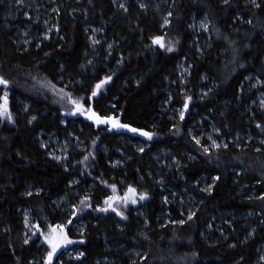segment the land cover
Here are the masks:
<instances>
[{"label":"trees","instance_id":"obj_1","mask_svg":"<svg viewBox=\"0 0 264 264\" xmlns=\"http://www.w3.org/2000/svg\"><path fill=\"white\" fill-rule=\"evenodd\" d=\"M9 1L0 0V77L8 81L0 85V91L10 94L12 116L11 123L0 117V264L43 263L39 239L25 243L22 210L28 209L43 231L62 219L56 200L67 193L73 174L47 155L39 143L41 133L62 135L69 130L88 145L97 141L111 150L125 149L117 132L104 134L85 117L74 119L76 108L62 104L46 84L65 87L61 75L82 83L65 88L74 97L86 98V106L94 107L100 116L103 107L113 103L122 124L148 131L156 126L153 147L170 149L183 166V179L163 176L170 185L189 189L201 204L187 220L174 211L173 221H157L158 212L165 210L158 193L137 183L139 177L148 179L146 158L151 149L141 154L128 152L133 162L127 170L114 172L120 179L127 177L131 188L151 196L146 219L132 210H126V218L105 215L100 219L96 203L103 188L99 185L91 209L73 218L85 224L84 232L77 234L72 226L67 227L70 238L84 240L80 248L85 258L58 257L55 264H96L98 259L115 257L119 264H264V256L259 255L264 239V196L258 197L264 193V151L229 146L207 152L193 140L187 117L170 123L162 111L168 93L178 107H184L190 97L192 110L209 117L226 141L237 134H257L252 123L264 125V115L247 113L256 98L246 81L254 76L264 84V0H165L171 15L163 31L158 15L136 4L142 0H127L129 4L121 9L114 6V0H84L80 5L57 0L61 40L41 41L28 50L15 43L14 30L9 27L13 25L7 13ZM194 19L208 23L207 33L199 34L206 41L203 48L196 47L190 30ZM92 26L119 44V53L110 58L115 72L106 95L95 93L105 70L96 64L85 67L95 57L85 35V27ZM155 37H163L164 45L154 42ZM182 60L190 65V81L196 88L188 95L179 94L171 79ZM98 158L97 174L109 182L111 157L100 154ZM238 171H242L240 176ZM202 176L215 178L209 193L193 185ZM238 178L253 183L256 195L241 194L235 182ZM248 211L259 214L263 222L253 236L239 223L228 241L204 236L208 217L226 219L228 213L237 217ZM126 249L142 254L130 259L122 252Z\"/></svg>","mask_w":264,"mask_h":264},{"label":"rangeland","instance_id":"obj_2","mask_svg":"<svg viewBox=\"0 0 264 264\" xmlns=\"http://www.w3.org/2000/svg\"><path fill=\"white\" fill-rule=\"evenodd\" d=\"M70 1V0H68ZM77 5L83 4L84 0H72ZM127 0H114V6L117 9L126 8L128 5ZM139 6H144L150 13H156L159 19L160 30H164L169 23H165L167 19L169 21L168 7L165 0H142L138 3ZM59 7L57 0H10L7 2L8 18L13 25L9 24V27L14 30L15 43L19 48L25 50L31 49V46L39 45L41 41L61 40L60 30L58 23ZM23 21V24H20ZM208 23L205 19H194L192 21L190 30L194 34L196 47L203 48L206 45V41L199 37L200 33H207ZM85 35L88 38V43L91 46L94 54L93 59H89L85 67L91 68L94 64L101 66L105 73L101 74V84L99 89H96L98 95H106V92L113 83V73L115 69L111 67L110 58L114 53L118 52L119 44L110 39L107 33L99 27H85ZM162 44L164 45V38L162 37ZM161 45V44H160ZM119 53V52H118ZM108 55V57H106ZM96 59V61H94ZM191 67L186 60H182L178 63L177 69L172 76V82L179 94L188 95L196 88L193 86L191 79ZM93 72L92 74H94ZM106 77H111L110 80H105ZM60 82L65 87L81 86V82L74 81L70 76L61 75ZM247 84L250 85V91L254 92L256 100L251 104L247 113L252 114L262 113L264 115V84L254 76H250L247 79ZM2 83H0L1 85ZM51 89V92L61 101L62 104H67L73 108L76 105L72 103L73 100L78 101L83 105V111H75V118L86 117L85 112L87 110L94 111V107L87 105L86 98L74 97L65 87L55 86L46 83ZM167 93V92H166ZM203 94V93H200ZM199 94V95H200ZM5 96L7 98V113L0 114V117L7 122H12V116L10 112V94L6 91L2 93L0 91V106L4 105ZM167 101L162 103V111L165 114L167 121L170 123H179L181 118V112H183V119L188 118L189 129L193 140L201 145L207 152L217 151L221 148H227L229 146H235L239 149H255L264 151V125L259 123H252V126L257 130L256 135L251 133L237 134V136L231 140L226 141L222 137L221 131L212 123L211 119L207 116H198L196 111L192 110V100L188 97L187 108L178 107L171 93L167 95ZM92 99V98H90ZM18 105L28 106L24 101H18ZM26 107H23L26 109ZM104 113L102 116H111L120 119V114L115 111V105L108 103L103 107ZM10 114V115H9ZM99 115V113H97ZM208 120L205 123L203 120ZM92 120V119H90ZM95 127L100 129L104 134H111L117 132L118 140L122 142L125 149L114 147L112 150L101 142H95L92 145H88L81 138L74 135L71 131H66L62 135H55L49 133H41L39 143L41 147L47 152V155L62 165L67 171L73 174V182L69 185L67 193L56 200L57 209L59 210L62 219L60 222L55 223L43 231L38 222L28 209L22 210V218L25 226L26 244H29L32 240L39 239V243L43 246V256L40 259L42 264H49L48 253L51 251V245L45 239L55 229L56 231H62L66 234L68 242L62 243L56 250L52 257L50 264H55L58 257L65 258L67 260H82L85 258V254L81 251L80 246L85 242L84 240H75L69 237L67 233V227L72 226L75 233L84 232L85 224L77 221L73 222V218H78L80 213L85 214L91 209L92 198L97 194L96 190L98 186H102L103 191L99 193L100 199L97 200V211L103 219L105 215H111L113 218H126V210H132L136 216L140 219H146V209L148 207V201L151 196L148 192H129V188L126 178L118 177L116 174L122 170H127L128 165L133 162V157L128 152L132 153H148L146 159L149 160L148 179L138 178L137 183L142 187H147L156 190L158 198L162 202L161 205L165 207L164 212H158L157 221L170 222L177 217L174 211L178 212L182 220H187L192 213H196L199 209V199L189 189H178L176 186L170 185L169 180L163 176V173L170 176L171 179L175 177L179 181L182 177V163L175 157V155L164 146L153 147L154 133L157 129L156 126H151V129L144 130L152 133L151 138L142 135L140 132H132L130 129L113 127L111 124H97L94 122ZM63 125L66 126V121H63ZM143 149V151H141ZM111 155V152H114ZM145 151V152H144ZM103 154L106 158L111 157L107 163L109 169L112 170L108 181H102L97 174L99 167V155ZM111 160V162H110ZM116 171L117 173H115ZM242 174V171H238V176ZM125 175V174H124ZM128 175V174H127ZM126 176V175H125ZM240 178L235 182L239 184L238 189L241 194L246 197H253L258 191L255 189L253 183L248 181H240ZM215 178L209 176L200 177L193 185L203 193H209L212 190L213 182ZM179 184V183H177ZM115 186V187H113ZM142 190H144L142 188ZM147 193L143 199L141 196ZM264 193L258 195L259 198L263 197ZM112 197L110 201L112 207H109L108 198ZM135 200V202H133ZM170 206L174 208L170 209ZM84 209L82 212L80 210ZM104 209H107L106 211ZM119 213H123L120 215ZM77 216L75 217V215ZM226 219H220L219 217H208L209 221L207 227L204 228V236L206 238H214L218 241H228L231 236L230 231L237 230L236 225L239 223L241 229L247 230L248 236H253L255 232L260 228V218L256 212L248 211L246 214L235 215L227 214ZM210 216V215H209ZM211 218V219H210ZM259 218V219H258ZM205 221V220H204ZM181 222V221H180ZM63 226L62 230L59 226ZM214 234L217 236L214 237ZM221 238V239H220ZM246 238V237H244ZM223 239V240H222ZM262 245V246H261ZM260 245L259 255L264 256V239ZM120 255L123 252L124 256L133 259L141 255V251H129V249L122 250V252L116 251ZM81 253L83 255H81ZM118 255V256H119ZM129 259V260H130ZM38 262V263H40ZM60 263V262H59ZM96 264H119L118 258H102L98 259Z\"/></svg>","mask_w":264,"mask_h":264},{"label":"snow or ice","instance_id":"obj_3","mask_svg":"<svg viewBox=\"0 0 264 264\" xmlns=\"http://www.w3.org/2000/svg\"><path fill=\"white\" fill-rule=\"evenodd\" d=\"M225 2H227V0H225ZM169 15H171V13H169ZM165 23H169V21L166 19L165 20ZM154 42L156 43H159L161 44V46H163L162 44V38L161 37H155L154 38ZM111 77H106L105 80H110ZM0 83H3V84H7L8 81L7 80H4L3 77H0ZM104 81H101L100 84H97L96 85V88L99 89L101 84H103ZM95 95V93H93ZM189 99H191L189 97ZM73 104L76 105V110L77 111H83V105H81L78 101H75L73 100L72 101ZM185 108H187V104H185ZM7 113V98L5 96V102H4V105L0 106V114H5ZM86 115L89 116V119H92V120H95L97 124H101V123H104V124H111L113 127H117V128H128L130 129L132 132H140L142 135L144 136H147L149 138H151L152 136V133L150 132H146L144 131L143 129H139V128H133L131 125L129 124H121L119 122V119L118 118H115V117H111V116H100L98 115L97 113H95L94 111H91L90 109L87 110L85 112ZM10 115V114H9ZM181 118L183 119V112H181ZM141 151H143V149H141ZM218 179V178H217ZM115 187V186H113ZM129 192H135V189L133 188H129ZM145 196H147V193L143 194L141 196V199H143ZM113 198L112 197H109L108 198V201H109V204L108 206L109 207H112L110 201L112 200ZM133 202H135V200H133ZM105 211L107 209H104ZM120 215H123V213H119ZM194 215V213L190 214L189 218H191V216ZM181 223H183V221H181ZM59 228L62 230L63 226H59ZM45 239L48 241V243L51 245V251L48 253V260H49V264L52 260V257L53 255L55 254L57 248L62 244V243H67L68 242V239H67V236L66 234H64L62 231H56L55 229L53 230L52 233H50L48 236L45 237ZM27 242V241H25ZM81 255H83L81 253Z\"/></svg>","mask_w":264,"mask_h":264},{"label":"water","instance_id":"obj_4","mask_svg":"<svg viewBox=\"0 0 264 264\" xmlns=\"http://www.w3.org/2000/svg\"><path fill=\"white\" fill-rule=\"evenodd\" d=\"M85 119H86V120H89V116L87 115ZM91 121H95V120H91Z\"/></svg>","mask_w":264,"mask_h":264},{"label":"bare ground","instance_id":"obj_5","mask_svg":"<svg viewBox=\"0 0 264 264\" xmlns=\"http://www.w3.org/2000/svg\"><path fill=\"white\" fill-rule=\"evenodd\" d=\"M86 118V117H85ZM86 120V119H85ZM87 121H90V122H95V121H91L90 119L89 120H87Z\"/></svg>","mask_w":264,"mask_h":264}]
</instances>
